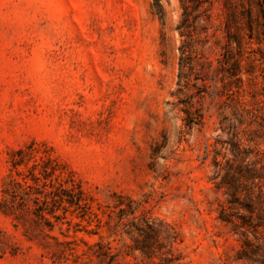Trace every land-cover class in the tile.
I'll return each mask as SVG.
<instances>
[{
  "label": "rangeland",
  "instance_id": "rangeland-1",
  "mask_svg": "<svg viewBox=\"0 0 264 264\" xmlns=\"http://www.w3.org/2000/svg\"><path fill=\"white\" fill-rule=\"evenodd\" d=\"M155 2L0 0V264H143L109 229L129 199L180 264H264V0H189L181 27ZM53 168L81 200L50 228L3 189Z\"/></svg>",
  "mask_w": 264,
  "mask_h": 264
},
{
  "label": "trees",
  "instance_id": "trees-1",
  "mask_svg": "<svg viewBox=\"0 0 264 264\" xmlns=\"http://www.w3.org/2000/svg\"><path fill=\"white\" fill-rule=\"evenodd\" d=\"M155 1L157 13L162 18L159 4L157 0ZM186 1L188 2L189 0H185L183 3V19L179 27L185 25L190 14L189 4ZM190 38L189 36L188 40L180 46L181 68L184 61L183 55L186 54L191 42ZM179 76L181 78L182 73ZM17 164L16 160L13 161V166ZM40 173L41 175L35 172L32 173L30 177L32 182H29L26 178L24 182L12 178L3 190L5 193H9L10 191L14 192L16 186H24L27 191L26 197L22 198V203L32 200L34 207H26L34 210L35 214L44 219L50 228H52L54 223H52L47 214L53 216L55 219H59L60 214L57 213L58 209L66 211L68 205L76 204L80 206L81 198H73L74 188L67 185V179L55 173V168L51 171L42 169ZM124 203L122 200H119L112 205H108L110 219L114 221L109 226L111 235H128L134 243L133 245L127 244V246L132 250L140 251L143 256L142 260H144L143 264H180L181 257L175 252V244L179 240V233L176 228L170 223L163 222V220L157 222L145 210H140L141 204L133 199H129L126 204ZM20 205L21 202L19 201H10L4 198L1 202V209L7 214H14ZM96 245L98 246V250H96L98 256L101 258L110 256L109 264H114L116 254H111V246H108L103 241H98ZM154 257H157L158 261H154Z\"/></svg>",
  "mask_w": 264,
  "mask_h": 264
}]
</instances>
